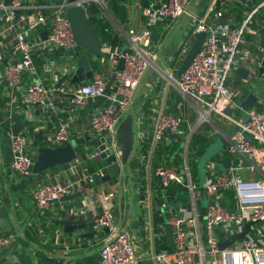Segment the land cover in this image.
Returning <instances> with one entry per match:
<instances>
[{
  "label": "built area",
  "instance_id": "1",
  "mask_svg": "<svg viewBox=\"0 0 264 264\" xmlns=\"http://www.w3.org/2000/svg\"><path fill=\"white\" fill-rule=\"evenodd\" d=\"M108 1L0 0V21L4 24V31L14 33L10 45L5 42L0 46L17 55L16 61L3 66L2 74L11 90L22 91L23 103L42 108L51 104L49 95L52 89L45 83L39 68L44 72H53L55 82L59 78L58 64H54L53 60L38 66L35 62L38 53L54 48H79L66 17V7L74 4L86 6L94 2L99 11L107 16ZM188 3L189 0H151L146 7H142L143 20L139 29L128 33L121 27L127 39L124 53L116 46L101 45L100 56L107 58L115 72L112 89L104 92L108 79L97 72L89 81L72 89L70 103L81 107L90 99L105 94L107 103L92 113L89 129L94 135L110 136L114 140L115 130L130 107L145 71L148 68L158 71L166 83L181 95L186 109L182 110L181 104H178L180 111L174 115L165 111L164 102L152 100L147 127L141 126L142 114L139 116L137 113V146L148 138L146 155L153 158L158 143L168 139L167 129L185 130L181 140L185 143V150L179 154L180 160L171 164L160 162L153 166V173L163 188L169 184L183 186L186 199L173 206L160 192L159 196L163 198L160 209L166 213L167 223L171 226L174 247L151 249L148 258L152 264H264V73L261 81L253 87L247 86L252 76L257 77L264 46L258 44L256 51L246 52L242 47L259 9L264 7V0L245 12L238 24L224 19V11L220 7L212 8L211 19L206 15L190 13L194 21L193 34L204 31L205 37L186 69L174 78L173 73L163 71L154 62L156 44L151 30L158 22L173 21L188 12ZM44 28L48 29L45 37L41 35ZM120 57L124 58V65L116 70ZM238 65L246 66L248 75L246 79L239 78L233 83L231 78L235 77L234 68ZM250 90L261 105L243 109L240 100ZM190 110L195 112L192 121L188 118ZM216 117L227 119L228 128L219 126ZM205 122L210 129L202 132H211L226 139L228 159L225 161L221 150L217 161H208L205 180L200 186L191 175L187 146L197 127ZM244 132H248L252 140L247 139ZM69 136V121L61 120L54 130L46 133L45 141L55 146L67 141ZM29 141L30 137L22 132L10 137L13 153L10 167L19 178L34 175L32 165L36 150L33 147L36 146H31ZM88 155L93 156V153ZM218 163H222L224 168L221 169ZM79 164L80 170L77 167ZM69 169L73 177L61 178L57 173L50 181L31 188L32 198L39 209L47 208L51 200L65 194L76 190L82 192L85 184L91 181L89 168L86 164L82 165L79 159L75 158ZM122 190L123 185L118 183L97 196L100 210L91 216L92 225L96 230H104V236L96 264H137L130 235L118 225L115 217L114 200ZM203 193L208 204L204 206V217H201ZM150 195L149 192L144 197L147 207L151 202ZM83 212L86 214L87 209ZM246 222L251 224L243 237L223 248L219 247V241L241 232ZM6 244L7 238L0 233V252ZM0 264H3L1 260Z\"/></svg>",
  "mask_w": 264,
  "mask_h": 264
},
{
  "label": "crops",
  "instance_id": "2",
  "mask_svg": "<svg viewBox=\"0 0 264 264\" xmlns=\"http://www.w3.org/2000/svg\"><path fill=\"white\" fill-rule=\"evenodd\" d=\"M260 1L220 0L219 7L224 11V19L233 24H238L236 9H242L243 18L245 12ZM125 2L128 6V0H125ZM212 8L217 9L215 0H189L188 12L173 21L158 22L154 26V28L161 29L159 38H152L156 44L155 59H157L158 66L160 65L165 72L173 73L175 71L187 50L186 42H191L194 39V21L190 13H195L198 16L206 15L211 19ZM129 9L128 6V12ZM141 9L142 7L137 6L135 10L137 29L142 25ZM259 10L255 20L260 24L264 18V7ZM99 14L103 15L100 11ZM107 17L112 23V33H118L122 40L120 44L114 46L120 49L126 48L127 39L121 31V27L129 22V15L122 24L118 23L110 12ZM247 33L253 35L251 38H247L245 35L246 42L242 47L245 52L256 51V47L259 44L257 39L260 38V34L254 32L253 27ZM97 36L101 44L112 46L110 31L98 33L97 30ZM165 37L167 39L162 47ZM13 40L14 33L7 34L4 31L3 22L0 21V43L6 42L10 45ZM62 52V48H54L38 53L35 57V62L38 66H43L46 62L53 60L54 64L57 65L62 60ZM89 57L94 73H102L104 77L109 79L113 72V67L107 58L103 59L102 56L95 57L91 55ZM16 60L17 55L15 53L6 47L4 48V46H0V115L3 118L8 114L9 105L17 109L27 105L29 107L28 115L39 121L38 128L43 130L44 141L46 133L54 130L61 120L69 121V139L91 133L89 127L92 113L96 109L105 106L107 103L106 99L101 103H97V100L92 98L84 106H75L63 98L61 88L64 90L66 88L64 85L59 88L56 87V82L53 80V72H44L39 68L45 83L52 90L49 95L51 104H48V108H43L37 116L35 114L37 106L23 103L21 98L22 91L19 89L18 91L11 90L2 74L3 66ZM150 71V68L145 71L138 86L139 88L146 81L137 103L139 116L142 114L140 103L143 100L149 97L151 101L159 100L165 104L171 89V86L166 83L161 74H157L154 70L150 74ZM231 81L233 83L238 82L239 78L233 76ZM111 89L112 84L109 90ZM29 142L32 146L35 143V139L30 137ZM33 149L36 150L34 147ZM78 152L77 159L81 161L82 165L86 164L88 168H93L92 171L103 172L101 165H97L94 158L85 152L84 145L79 147ZM152 159V157L150 158L145 153H142L140 147L137 146L136 152L130 160V173L121 174L98 186L90 181L85 184V189L80 196L67 201L51 202L47 208L39 209L32 198L31 188L38 183L50 181L57 173L61 178L73 177L69 166L74 160L65 165L47 169L41 175L34 174L29 178H19L11 169L10 163L4 161L0 145V195L5 210V216L0 217V233L7 238V244L0 252L1 262L3 264H96L104 230L98 229L94 234L81 237L79 234L95 229L93 225H85L76 232L68 233L64 231L61 224L51 221L50 218H55L60 213V210L64 209L77 218L80 214L77 208H81V213L84 209H87L86 214L83 212L84 214L80 215L93 216L100 210V202L97 196L120 183L123 185V190L114 200V211L118 225L122 229L127 230L130 235L137 264H152L148 258L149 250L171 248L168 246L165 233V225L167 224L166 213L160 209L159 193L162 187L153 173L154 163ZM77 167L79 170L81 169L80 164ZM149 192L151 193V202L147 207L144 204V197ZM89 202L92 203L88 205ZM41 216L47 217V219Z\"/></svg>",
  "mask_w": 264,
  "mask_h": 264
},
{
  "label": "water",
  "instance_id": "3",
  "mask_svg": "<svg viewBox=\"0 0 264 264\" xmlns=\"http://www.w3.org/2000/svg\"><path fill=\"white\" fill-rule=\"evenodd\" d=\"M61 1V0H58ZM151 0H128L129 3V22L126 23L123 28L126 32L136 31L138 25L136 24L137 15L135 10L137 6L146 7ZM216 8L220 6V0H215ZM66 17L70 24L73 32L74 39L79 45L78 49L73 50L68 48L62 52V60L58 63L57 71L59 73V78L56 82V87L59 88L62 85L65 86V90L62 89V96L65 101L70 103V98L72 97V89L78 84L86 82L94 75L93 66L90 61L91 56H100L101 54V42L97 36V25L90 20V15L99 13V8L94 2H90L86 6L81 4L69 5L65 9ZM259 29L264 35V18L259 24ZM48 32L47 28L41 30V35L46 36ZM161 29L153 28L151 30V36L154 39L159 38ZM205 37L204 31H198L194 34V39L190 42H186L187 50L183 55L179 65L173 72V77L177 78L188 66L194 54L198 51L201 46V42ZM165 37L162 47L166 41ZM126 48L122 49L124 53ZM157 63V59L154 60ZM124 65V58L120 57L118 64L115 69H122ZM150 74L152 68H150ZM264 73V55L260 61L257 71V77L260 78ZM234 75L238 78H247L248 68L244 65H238L234 68ZM115 78V72H112L110 78L105 83L104 92H109L110 86ZM148 79V78H147ZM146 81L143 82L138 88L135 96L131 102V110L126 112L125 116L120 120L114 134V140L110 136H97L93 133L87 134L85 136H79L74 139H68L62 144L50 146V145H37L36 146V156L32 165V172L34 174L41 175L47 169L53 168L58 165H62L71 162L78 156V149L80 146L84 145L86 153H93V158L97 165H101L103 172L98 170L92 171L90 174L91 181L95 185H100L101 183H106L113 178L118 177L121 174L130 173V160L132 159L137 148V136H136V120H137V110L135 108V103L141 96L143 88ZM255 84L251 83L253 87ZM106 99L105 94L100 95L96 98L97 103H101ZM240 105L243 109H247L253 105L260 106L261 104L256 101V95L253 91H248L245 96L240 100ZM35 109V114L38 116L43 109L39 105ZM28 106L25 105L22 108L17 109L9 105L8 114L3 118L0 115V145L3 153L4 161L10 163L13 160V153L10 144V137L16 136L19 133H27L29 137L35 140H43V130L38 128L39 121L37 119L31 118L28 115ZM48 108V105H46ZM195 112L190 110L188 116L189 121L194 119ZM210 125L205 122L203 125L197 127V132L208 131ZM236 129V128H235ZM26 131V132H23ZM168 139L162 141V143H168L172 138H176L181 141L185 135V130L180 129L179 131L166 130ZM247 139L252 140V136L248 132H244ZM219 139L222 144V150L226 148V139L219 135ZM81 195V191L76 190L72 193L65 194L60 198H56L50 201H67L78 197ZM78 212L81 208H77ZM201 217H204L205 212L204 205L201 204L200 207ZM5 216V210L2 204L0 195V217ZM78 215L77 218L69 214L68 210H60V213L55 218H50L51 221L59 223L63 226L64 231L68 233L76 232L78 229L85 225H92L91 216ZM47 219V217H43ZM116 217V216H115ZM117 220V219H116ZM251 222H246L244 228L241 232L232 234L227 239L219 241V247L223 248L226 245L232 243L235 239L243 237L247 232ZM106 230V228H105ZM96 233V229L90 232L79 234L81 237ZM165 233L167 237V243L169 247H174V239L172 234L171 226L167 223L165 225Z\"/></svg>",
  "mask_w": 264,
  "mask_h": 264
},
{
  "label": "trees",
  "instance_id": "4",
  "mask_svg": "<svg viewBox=\"0 0 264 264\" xmlns=\"http://www.w3.org/2000/svg\"><path fill=\"white\" fill-rule=\"evenodd\" d=\"M108 10L112 17L118 22V23H123L127 20L128 18V6L125 2V0H109L108 1ZM236 16L238 21L240 22L242 18V9H236ZM90 20L94 22L97 25L98 28V33L100 32H109L112 35L111 39V45H118L122 42L121 36H119L118 33H112V23L110 19L106 15H101L99 13H95L90 15ZM238 22V23H239ZM254 32H257L260 34V38H258L257 42H259L260 45L264 46V35L259 29V23L254 20L252 24ZM253 34L251 33H246L247 38H251ZM256 39V38H255ZM254 39V40H255ZM141 104V110H142V124L141 126L143 128L147 127L148 119L150 116V106H151V98H146L143 100ZM178 104H181V109L185 110L186 109V104L185 101L182 99L181 95L173 88L171 87L167 98L165 102V111L170 112L174 115H177L180 111L178 108ZM185 126V125H184ZM183 126V127H184ZM204 132H195L190 140V144L195 147L196 154L200 155L202 153V149L205 148V144L207 142V137L203 135ZM35 143L38 145H46L48 144L44 140H35ZM178 144L177 140H170L168 143H158L157 147L154 150L153 153V165H156L160 162H165V163H177L180 160V155L174 156L172 161L170 160V151L175 145ZM140 150L142 153L147 154L148 150V138L144 139L141 145L139 146ZM225 154V161L228 159V154L226 153L225 150H222ZM66 164V163H65ZM62 164V165H65ZM58 167V166H55ZM54 167V168H55ZM93 168H89V171H92ZM165 196V199L168 201L169 204L173 206H177L180 202L185 201L186 199V189L183 186H175L173 184H169L166 187L160 188V192ZM160 194V193H159ZM159 202H161V196ZM33 241V238H32Z\"/></svg>",
  "mask_w": 264,
  "mask_h": 264
},
{
  "label": "rangeland",
  "instance_id": "5",
  "mask_svg": "<svg viewBox=\"0 0 264 264\" xmlns=\"http://www.w3.org/2000/svg\"><path fill=\"white\" fill-rule=\"evenodd\" d=\"M96 57V56H95ZM160 66V65H159ZM160 68L162 70H164L161 66ZM157 74H160L158 71L154 70ZM165 71V70H164ZM260 78L252 76L250 78V82L247 83L251 85V83L256 84V82L261 81ZM257 82V83H258ZM255 90V87H254ZM138 100L135 103V108L138 112ZM131 110V106L128 108L127 112H129ZM231 114H234L232 111H230ZM125 116V114L123 115V117ZM216 121L218 122L219 126L224 127V128H228L226 122L228 121L225 118L222 117H216L215 118ZM204 136L207 137V142L204 145L205 148L202 149V153L200 155L196 154V150L195 147H193L191 144H189L187 146V160H188V164H189V168L191 171V175L192 178L194 179V181H196L200 186H202L204 180H205V175H206V164L208 163V161L210 160H216L217 154L222 150V144L221 141L219 139V135H215L212 134L211 132H206L203 134ZM185 150V143L184 141H179L178 144L175 145V147H173L170 151V160L174 158V156L183 153ZM220 168L223 169L224 166L222 163H218ZM183 164H180V167H182ZM201 204L206 206L208 204V199L206 197V195L203 193V197L201 199Z\"/></svg>",
  "mask_w": 264,
  "mask_h": 264
}]
</instances>
